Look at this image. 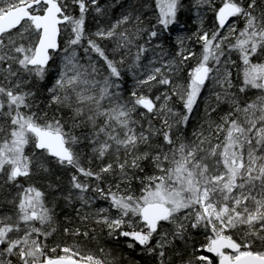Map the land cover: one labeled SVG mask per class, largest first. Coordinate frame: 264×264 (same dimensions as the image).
<instances>
[{"label": "snow or ice", "instance_id": "obj_1", "mask_svg": "<svg viewBox=\"0 0 264 264\" xmlns=\"http://www.w3.org/2000/svg\"><path fill=\"white\" fill-rule=\"evenodd\" d=\"M0 264H264V0H0Z\"/></svg>", "mask_w": 264, "mask_h": 264}]
</instances>
